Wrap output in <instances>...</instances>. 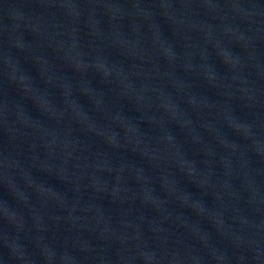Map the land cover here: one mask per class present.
<instances>
[{
    "label": "water",
    "instance_id": "1",
    "mask_svg": "<svg viewBox=\"0 0 264 264\" xmlns=\"http://www.w3.org/2000/svg\"><path fill=\"white\" fill-rule=\"evenodd\" d=\"M0 264H264V0H0Z\"/></svg>",
    "mask_w": 264,
    "mask_h": 264
}]
</instances>
